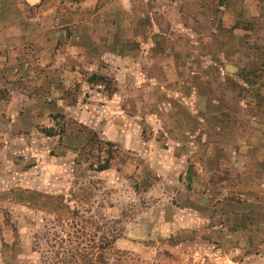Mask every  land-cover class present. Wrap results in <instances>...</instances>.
I'll return each mask as SVG.
<instances>
[{
  "label": "rangeland",
  "instance_id": "1",
  "mask_svg": "<svg viewBox=\"0 0 264 264\" xmlns=\"http://www.w3.org/2000/svg\"><path fill=\"white\" fill-rule=\"evenodd\" d=\"M82 2L0 0V264H264V0L186 2L170 82L149 55L99 75Z\"/></svg>",
  "mask_w": 264,
  "mask_h": 264
},
{
  "label": "crops",
  "instance_id": "2",
  "mask_svg": "<svg viewBox=\"0 0 264 264\" xmlns=\"http://www.w3.org/2000/svg\"><path fill=\"white\" fill-rule=\"evenodd\" d=\"M144 1L147 2V4H145ZM188 1L189 0H83V2L79 4L81 6L80 10H88L92 18L95 19L94 24L96 26L94 27L93 24L89 26L88 24L86 26L89 27L82 25V27L78 29L83 31L84 35L82 39L88 41L87 45L90 47L94 45L93 41L97 39L95 38V34L100 38L98 42L100 52L102 53L101 59L104 60L103 62L108 66L107 69L96 72L101 76H110L112 74L137 80L139 73L135 69L132 70V65L134 66L137 56L149 55L148 58L154 59L153 62H158L156 67L161 69V77L169 82L174 81L167 80L170 77L175 78V72L173 70H169L170 72L167 70L166 61L160 59L161 50L164 46L163 42H165L166 49H173L179 46L177 41L178 36L172 37L171 34H166V31L169 32V29H172L169 24L174 25L175 23L177 32H187L182 23L184 22V10L187 5L186 2ZM95 6H97V8H95ZM186 9L188 10V8ZM174 40L177 42H174ZM51 48L52 45L47 43L45 37L43 42L38 46V49H35L37 54H39L33 59V62L40 66L45 64L43 63V54L50 51ZM73 49L74 47H72V50ZM79 52L80 49L78 47L76 51L73 50V54L76 56H78ZM5 60L4 56H0V75L4 78H10L8 73L10 74L11 70L4 67ZM50 67H52L51 64ZM119 67L125 69L121 71L117 70ZM115 71H117V74ZM63 76L65 79L68 78L64 71ZM158 82L153 79V76L150 79L151 86H154V84L155 86H159ZM136 84L138 85V81H136ZM11 87L12 85H5L4 88H6L8 93L12 94ZM149 87L150 86H148V88ZM159 87L164 89L163 85ZM19 108H21V104H16L12 100L4 102L0 106V125L5 129L0 132V136L3 138L6 146L11 144L14 138L4 124H14L17 120L18 113L11 112L10 121L8 115L10 111H15ZM105 113L109 114L110 112L106 111ZM108 119L115 120L116 118L109 117ZM89 120L92 121V119ZM104 125L101 136L109 137L111 129H114L115 126L112 125V121ZM242 145H244V147H242ZM241 147L247 152L249 150L251 151V144L247 142L246 144H240L238 149L236 148L233 153L231 152V155L233 157L242 155L245 158H249L251 152H242L240 150Z\"/></svg>",
  "mask_w": 264,
  "mask_h": 264
},
{
  "label": "trees",
  "instance_id": "3",
  "mask_svg": "<svg viewBox=\"0 0 264 264\" xmlns=\"http://www.w3.org/2000/svg\"><path fill=\"white\" fill-rule=\"evenodd\" d=\"M96 79H98V81H106L107 79L105 77H96ZM44 134L47 136V137H52L54 136L53 132L51 129H46L44 131ZM103 145L105 146H108L110 145V143H102ZM113 157H112V153H110L109 151L106 153L105 152V158L103 159L104 160V163L102 165H99L98 166V171H104V170H107L110 166V162L112 161Z\"/></svg>",
  "mask_w": 264,
  "mask_h": 264
}]
</instances>
